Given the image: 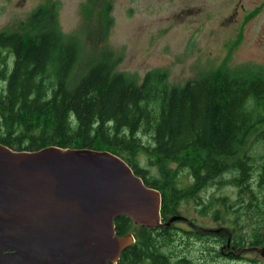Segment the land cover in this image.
<instances>
[{"label":"trees","instance_id":"16d2710c","mask_svg":"<svg viewBox=\"0 0 264 264\" xmlns=\"http://www.w3.org/2000/svg\"><path fill=\"white\" fill-rule=\"evenodd\" d=\"M24 26L25 31H0L1 144L16 151L55 145L114 153L146 186L160 191L162 222L177 214L182 199L195 200L202 210L210 206L202 192L211 198L213 186L233 184L239 188L236 204L225 196L221 207L235 214L233 230L241 228L243 216L254 225L248 235H233L232 244L259 245L264 196L254 187L264 186V156L248 150L264 143L263 70L221 66L176 86L161 68L140 80L116 70L120 57L105 50L70 85L80 44L60 29L57 4L38 7ZM140 155L157 175L139 165ZM181 173L190 180L185 187L177 184ZM252 174L257 182L250 181ZM213 214L223 217L218 206ZM134 224L124 215L114 219L116 235L136 237L114 264H181L189 261L180 248L188 247L190 236L206 242L215 236L175 229L173 223L153 229ZM137 228L149 234L137 235ZM211 240L204 250L214 257L218 251Z\"/></svg>","mask_w":264,"mask_h":264},{"label":"rangeland","instance_id":"374dc122","mask_svg":"<svg viewBox=\"0 0 264 264\" xmlns=\"http://www.w3.org/2000/svg\"><path fill=\"white\" fill-rule=\"evenodd\" d=\"M51 3L57 4L62 32L74 35L80 44L78 60L69 78L70 85L105 50L120 57L116 70L140 80L148 70L161 68L168 72L169 84L176 86L221 66L239 70L253 67L254 70L264 71V35H257L254 30L242 33L233 29L235 23H232V16L236 13L233 14L232 6L237 1L227 6L220 0H0V31H25L24 23L36 9L40 6L48 7ZM203 5L204 8L214 6L213 21H217V25L202 28V22H198V19ZM251 139L252 136L249 141ZM248 151L256 158L264 156V143H256ZM255 163L258 162L255 160ZM139 165L148 168L150 175H157V170L150 167L142 155L139 157ZM188 181L187 175L181 173L177 184L185 187ZM254 191L259 197L264 196V186H255ZM211 193L214 196L204 200V205L210 206L197 210L203 205L185 198L180 201L175 212L201 228L215 229L223 226L233 235H248L254 220L243 216L240 220L243 223H240L241 228L233 230L235 214H225V206L221 207L220 198L225 196L229 204H236L239 188L222 181L212 187ZM202 195L209 197L206 191ZM209 200L211 204H207ZM217 206L222 219L213 214ZM229 210L234 208L229 207ZM173 226L175 229L193 231L184 221L174 222ZM259 232L262 240L259 245L252 247L263 246L264 227ZM135 234L146 237L149 231L137 228ZM186 241L188 247H181L180 254L189 261L181 264L201 261L211 263L213 257L208 250H204V247H210L208 243L213 242L211 239L206 242L190 236ZM246 248L249 247H240L243 259L232 262L218 259L212 264H264L262 253Z\"/></svg>","mask_w":264,"mask_h":264},{"label":"water","instance_id":"95a60500","mask_svg":"<svg viewBox=\"0 0 264 264\" xmlns=\"http://www.w3.org/2000/svg\"><path fill=\"white\" fill-rule=\"evenodd\" d=\"M160 208V192L114 153L0 143V264H114L133 243L115 234L121 215L151 229L185 221L198 233L220 230L177 214L162 222ZM252 248L264 254V240Z\"/></svg>","mask_w":264,"mask_h":264},{"label":"flooded vegetation","instance_id":"af4514ba","mask_svg":"<svg viewBox=\"0 0 264 264\" xmlns=\"http://www.w3.org/2000/svg\"><path fill=\"white\" fill-rule=\"evenodd\" d=\"M236 1L237 4H234L232 6L233 14L236 13V15L232 16V18H234L233 19L234 22L232 23H235V25H233V29H236L238 32H242V33L250 32L254 30L257 32V35H264V0H220V2L223 5L226 3L227 6L228 4L232 2L235 3ZM202 8H203L202 13L200 15V18L198 19V22H202L201 23L203 26L202 28L206 29V25H217V21H213L215 16L212 9L214 8V6L204 8L203 5ZM251 177L252 178H250V181L254 182L255 181L254 175L252 174ZM205 198L209 199L207 196L206 197L203 196V201L205 200ZM215 229H220V230L217 233H215L214 238L211 239H213L214 242H216V249L218 252L213 257L211 263H208L207 261H201L192 264H212L214 260H218V259L232 262L235 259L242 258L241 252H239L240 248L239 247L236 248L232 244V236H233L232 232L228 230V228L223 226H218ZM221 233L224 236L221 235ZM134 236L135 235H133V237ZM228 236H229V241H228ZM135 240L136 237H134V241ZM255 252L261 254V252L259 251H255Z\"/></svg>","mask_w":264,"mask_h":264},{"label":"bare ground","instance_id":"6f19581e","mask_svg":"<svg viewBox=\"0 0 264 264\" xmlns=\"http://www.w3.org/2000/svg\"><path fill=\"white\" fill-rule=\"evenodd\" d=\"M6 146V145H5ZM120 157V156H119ZM139 176V175H138ZM143 180V179H142ZM144 182V181H143ZM182 216V215H181ZM184 217V216H183ZM186 218V217H185ZM115 219V218H114ZM114 219H113V223H114ZM189 220V219H188ZM190 221V220H189ZM185 222V221H184ZM192 222V221H191ZM186 223V222H185ZM193 223V222H192ZM194 224V223H193ZM197 226V225H196ZM264 255V254H262Z\"/></svg>","mask_w":264,"mask_h":264}]
</instances>
